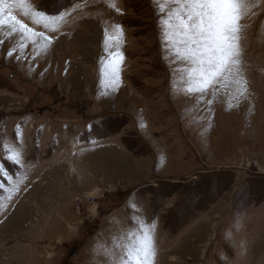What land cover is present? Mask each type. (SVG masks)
Instances as JSON below:
<instances>
[{"label":"rangeland","instance_id":"rangeland-1","mask_svg":"<svg viewBox=\"0 0 264 264\" xmlns=\"http://www.w3.org/2000/svg\"><path fill=\"white\" fill-rule=\"evenodd\" d=\"M9 3L44 35L0 27V264H120L141 227L154 264H264V0L243 96L227 73L192 91L171 0Z\"/></svg>","mask_w":264,"mask_h":264},{"label":"snow or ice","instance_id":"snow-or-ice-1","mask_svg":"<svg viewBox=\"0 0 264 264\" xmlns=\"http://www.w3.org/2000/svg\"><path fill=\"white\" fill-rule=\"evenodd\" d=\"M19 5L23 7L24 0H19ZM171 5L168 23L171 30L170 36L181 37L186 58L195 65L192 70L195 80L192 91L204 92L216 83L224 81L227 73L237 76L234 81L237 85L236 91L239 96H243L247 92V82L239 75L238 33L239 21L243 17L245 8L244 0H171ZM112 6L115 7V5ZM11 7L9 0H0V27L7 25L10 32H19L25 39L27 33L43 37V33L33 31L27 24L18 20L9 10ZM116 11L119 9L117 8ZM27 14L25 12V15ZM38 15L44 17L43 12ZM48 19L57 18L48 17ZM59 19L62 20L63 16ZM17 25H19L18 28ZM117 28L123 35L122 27L117 25ZM108 38L118 39L112 36ZM25 47L27 45L22 43L20 50L23 51ZM9 55H12V52H9ZM115 55L119 57L118 63L122 62V53L118 52ZM25 58L17 56V59ZM113 72H118L116 65L113 66ZM224 86L227 87V83ZM127 239L128 243L122 246L120 264H154L156 255L154 236L147 228L141 227L139 234L136 231H130Z\"/></svg>","mask_w":264,"mask_h":264}]
</instances>
